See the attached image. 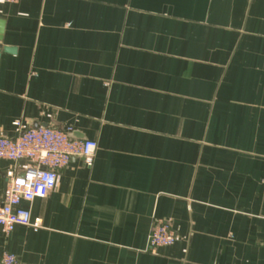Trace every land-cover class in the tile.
<instances>
[{
    "label": "crops",
    "instance_id": "crops-1",
    "mask_svg": "<svg viewBox=\"0 0 264 264\" xmlns=\"http://www.w3.org/2000/svg\"><path fill=\"white\" fill-rule=\"evenodd\" d=\"M0 21V136L97 144L21 204L40 228L0 230V255L264 264V0H0ZM23 165L0 160V202ZM156 222L176 241L151 252Z\"/></svg>",
    "mask_w": 264,
    "mask_h": 264
},
{
    "label": "built area",
    "instance_id": "built-area-1",
    "mask_svg": "<svg viewBox=\"0 0 264 264\" xmlns=\"http://www.w3.org/2000/svg\"><path fill=\"white\" fill-rule=\"evenodd\" d=\"M13 126L21 129L18 122ZM70 133V128L59 130L39 126L20 130L15 138L0 136V160L12 164L24 163L21 171L12 168L5 174V191L0 202V230L4 236H8L17 226L40 228V223L31 220L29 211L21 204L46 198L56 186L58 172L72 158H80L85 165H92L97 151L96 142L70 139ZM175 241L170 226L156 222L149 232L147 245L153 252L158 248L170 247ZM0 264L26 263L20 262L13 254L3 253Z\"/></svg>",
    "mask_w": 264,
    "mask_h": 264
},
{
    "label": "water",
    "instance_id": "water-1",
    "mask_svg": "<svg viewBox=\"0 0 264 264\" xmlns=\"http://www.w3.org/2000/svg\"><path fill=\"white\" fill-rule=\"evenodd\" d=\"M2 34H3V22L0 21V41H1V39H2ZM2 52H3V53H9V54H12V53H14V50L9 49V48H3V49H2ZM69 138H70V139H73V138H74V135H73V134H70V135H69Z\"/></svg>",
    "mask_w": 264,
    "mask_h": 264
}]
</instances>
